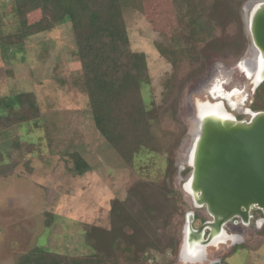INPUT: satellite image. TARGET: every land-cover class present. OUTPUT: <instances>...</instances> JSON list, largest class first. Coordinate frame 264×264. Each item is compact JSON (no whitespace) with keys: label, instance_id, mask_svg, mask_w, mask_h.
Instances as JSON below:
<instances>
[{"label":"rangeland","instance_id":"obj_1","mask_svg":"<svg viewBox=\"0 0 264 264\" xmlns=\"http://www.w3.org/2000/svg\"><path fill=\"white\" fill-rule=\"evenodd\" d=\"M216 1L230 4L234 36L194 69H180L165 103L162 82L172 70L156 44L166 46L185 26L182 9L174 0H137L136 8L124 12L129 49L146 60L144 103L160 107L150 121L154 150L141 152L132 166L95 129L87 98L74 83L80 63L67 21L20 45L0 47V115L18 112L21 93H32L39 108L37 121L0 132V161L14 165L8 177H0V264H16L38 248L81 256L97 246L112 257L115 236L143 250L142 263L135 264H264V225L257 224L264 216L256 209L247 226L228 222L224 232L234 241L206 247L204 260L181 255L186 215L194 214L193 229L211 220L183 188L192 170L186 159L197 105L221 102L238 121L248 119L246 108L264 112V81L253 89L240 67L252 57L248 14L264 0ZM11 3L0 0L3 34L17 29ZM39 17L33 12L27 21ZM215 87L229 97L214 96ZM78 159L89 167L80 176L73 172Z\"/></svg>","mask_w":264,"mask_h":264},{"label":"trees","instance_id":"obj_2","mask_svg":"<svg viewBox=\"0 0 264 264\" xmlns=\"http://www.w3.org/2000/svg\"><path fill=\"white\" fill-rule=\"evenodd\" d=\"M174 1L182 9L186 24L166 46L156 44L172 70L162 82L164 103L174 93L179 70H191L207 61L214 50L220 52L221 45L229 43L236 31L229 3ZM136 7L137 0H12L16 32H0V47L9 48L22 44L29 36L69 23L80 63V73L74 83L87 98L95 129L127 166H132L141 152L154 150L150 121L160 109L149 108L144 103L142 90L149 85L145 56L132 52L128 45L123 15ZM33 12H38L40 17L29 23L27 16ZM17 101L18 112L8 107L12 113L0 115V132L37 121L39 108L35 96L21 93ZM13 168V164L0 161V177H8ZM88 170L82 159L75 162V175ZM117 241H122L121 237L115 236L112 240V257L97 246L81 256L38 248L23 254L16 264H135L143 259V250L121 242L118 245Z\"/></svg>","mask_w":264,"mask_h":264},{"label":"water","instance_id":"obj_3","mask_svg":"<svg viewBox=\"0 0 264 264\" xmlns=\"http://www.w3.org/2000/svg\"><path fill=\"white\" fill-rule=\"evenodd\" d=\"M246 27L256 87L264 81V1L251 7ZM223 111L220 106L214 113L196 112L186 159L192 170L184 191L211 219L193 229L194 214L186 215L181 255L186 243H197L201 253L195 261L205 259V248L213 246L232 219L247 226L251 209L264 216V112H250L247 120L238 121L233 116L222 119ZM208 264L222 263L216 259Z\"/></svg>","mask_w":264,"mask_h":264},{"label":"bare ground","instance_id":"obj_4","mask_svg":"<svg viewBox=\"0 0 264 264\" xmlns=\"http://www.w3.org/2000/svg\"><path fill=\"white\" fill-rule=\"evenodd\" d=\"M251 56H252V52H251ZM252 59V57H251ZM251 59H247V61H243L240 63V67L241 69L244 71L245 75L247 78H249L250 80H252V84H254V82H256V78H255V75L252 73V69H253V66H252V62H251ZM261 67V64L258 65V68ZM256 77H257V74H256ZM213 95L216 96V97H229L228 94H224L220 89H218L217 87H215L213 89ZM221 106V102L219 103H215L213 105H210V104H207V103H204V104H198L197 105V112L199 113H214V111H216V109H218L219 107ZM247 115H249L250 113H247ZM219 117H223L222 119L224 118H232V115L223 111V114H219ZM195 131V128L193 130V133ZM192 139H193V134H192ZM234 237L233 236H230L228 234H226L225 232L222 234L221 237H217L213 243V246H218L219 244H223L225 243L226 241H234ZM201 253V249H199V246L197 245V243H186L184 245V249H183V258L184 259H188L190 261H195L199 255Z\"/></svg>","mask_w":264,"mask_h":264},{"label":"flooded vegetation","instance_id":"obj_5","mask_svg":"<svg viewBox=\"0 0 264 264\" xmlns=\"http://www.w3.org/2000/svg\"><path fill=\"white\" fill-rule=\"evenodd\" d=\"M259 87V85L258 86H256V87H254L253 89H257ZM246 112L247 113H250V112H252L249 108H246V109H244V113L246 114ZM258 221H257V224H258V226H263L264 225V217H258ZM232 225H233V227H235V226H239L240 224H239V222L238 221H236V220H233L232 221Z\"/></svg>","mask_w":264,"mask_h":264}]
</instances>
